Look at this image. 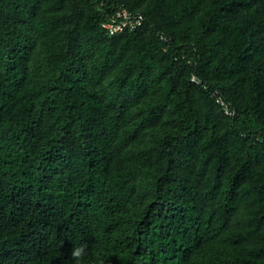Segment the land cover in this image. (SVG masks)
I'll use <instances>...</instances> for the list:
<instances>
[{
  "label": "trees",
  "instance_id": "16d2710c",
  "mask_svg": "<svg viewBox=\"0 0 264 264\" xmlns=\"http://www.w3.org/2000/svg\"><path fill=\"white\" fill-rule=\"evenodd\" d=\"M81 245L264 264V0H0V264Z\"/></svg>",
  "mask_w": 264,
  "mask_h": 264
},
{
  "label": "built area",
  "instance_id": "2783aa9c",
  "mask_svg": "<svg viewBox=\"0 0 264 264\" xmlns=\"http://www.w3.org/2000/svg\"><path fill=\"white\" fill-rule=\"evenodd\" d=\"M144 22V16L139 12H131L126 8H119L113 16L102 22V28L110 35L122 33L124 31H134L139 29ZM164 39V36H161ZM192 81L199 83V81L192 76ZM214 95H217V101L222 105L224 112L228 115L233 114V110L230 109L229 105L214 91Z\"/></svg>",
  "mask_w": 264,
  "mask_h": 264
},
{
  "label": "clouds",
  "instance_id": "9594fccd",
  "mask_svg": "<svg viewBox=\"0 0 264 264\" xmlns=\"http://www.w3.org/2000/svg\"><path fill=\"white\" fill-rule=\"evenodd\" d=\"M84 253H85V248L83 245L76 247L71 251L70 257L74 261V264H81Z\"/></svg>",
  "mask_w": 264,
  "mask_h": 264
}]
</instances>
